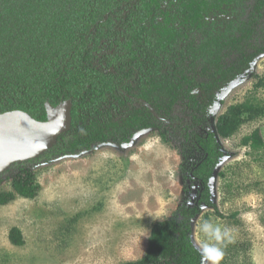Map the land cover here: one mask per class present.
<instances>
[{
  "label": "trees",
  "instance_id": "trees-1",
  "mask_svg": "<svg viewBox=\"0 0 264 264\" xmlns=\"http://www.w3.org/2000/svg\"><path fill=\"white\" fill-rule=\"evenodd\" d=\"M250 1L246 13L242 7ZM263 54L264 0H0V113L23 111L44 121L45 103H72L69 131L30 163L127 143L150 128L170 144L172 126L164 120L174 105L187 111L190 120L172 135L184 159L185 200L151 226L144 256L121 264H202L191 222L203 205L221 217L209 184L223 157L207 111L215 94ZM197 88L200 98L191 93ZM259 88L263 77L254 84ZM262 116L264 101L255 97L230 105L216 120L217 135L230 139ZM240 144L249 154L264 149L259 129ZM219 177L225 181L224 172ZM10 186L0 190V206L16 197L32 200L40 189L36 174L24 167ZM9 241L24 244L16 228Z\"/></svg>",
  "mask_w": 264,
  "mask_h": 264
},
{
  "label": "rangeland",
  "instance_id": "rangeland-1",
  "mask_svg": "<svg viewBox=\"0 0 264 264\" xmlns=\"http://www.w3.org/2000/svg\"><path fill=\"white\" fill-rule=\"evenodd\" d=\"M252 4L242 9L247 13ZM258 77L264 78V54L216 93L206 116L209 130L216 134V120L230 105L251 97L264 101V88L254 91ZM200 93L193 92L196 97ZM179 116L182 119L184 112L175 108V118ZM176 121L167 134L170 144L150 128L135 132L127 143L103 144L47 162L18 163L2 174L1 191L11 190L12 177L22 167L36 174L40 189L32 200L16 197L0 206V264L140 260L151 226L170 218L185 200L184 159L172 147L176 145L173 129L182 123ZM255 129L264 139V116L243 124L230 139L215 135L223 157L209 185L221 217L203 205L191 222L192 244L203 255L208 249L202 264H213L215 248L229 259L228 264H264V149L249 154L240 144ZM222 172L225 181L219 177ZM12 228L19 230L22 246L10 243ZM231 245L238 249L228 256L225 250Z\"/></svg>",
  "mask_w": 264,
  "mask_h": 264
},
{
  "label": "water",
  "instance_id": "water-1",
  "mask_svg": "<svg viewBox=\"0 0 264 264\" xmlns=\"http://www.w3.org/2000/svg\"><path fill=\"white\" fill-rule=\"evenodd\" d=\"M45 120L38 121L23 111L0 113V176L18 163L39 158L50 151L72 122V103L67 100L52 108L44 104Z\"/></svg>",
  "mask_w": 264,
  "mask_h": 264
},
{
  "label": "flooded vegetation",
  "instance_id": "flooded-vegetation-1",
  "mask_svg": "<svg viewBox=\"0 0 264 264\" xmlns=\"http://www.w3.org/2000/svg\"><path fill=\"white\" fill-rule=\"evenodd\" d=\"M195 90H200L199 88H197V89H194L191 93L193 94V92L195 91ZM201 91V90H200ZM218 93V92H217ZM202 91H201V93H200V96L199 97H196V98H200L201 96H202ZM194 95V94H193ZM215 101H216V94H215V100H214V102H213V105H214V103H215ZM212 105V106H213ZM211 106V107H212ZM210 107V108H211ZM175 108H178L180 111H182V108H180L179 106H177V105H174V107H173V111H172V114H171V117H170V119L169 120H164L165 121V124H167V125H173V123H175L174 121H176L177 123H178V121L179 122H182V123H180V124H185L186 122H188L189 120H190V117L187 115V111H185L184 112V117L182 118V119H179L180 118V116L178 117V119H176L175 118ZM208 112V111H207ZM184 120V121H183ZM176 127V126H175Z\"/></svg>",
  "mask_w": 264,
  "mask_h": 264
},
{
  "label": "clouds",
  "instance_id": "clouds-1",
  "mask_svg": "<svg viewBox=\"0 0 264 264\" xmlns=\"http://www.w3.org/2000/svg\"><path fill=\"white\" fill-rule=\"evenodd\" d=\"M216 129V128H215ZM214 133V132H213ZM215 135H217V132H216V134ZM218 136V135H217ZM219 137V136H218ZM206 228H207V226H206ZM207 251H208V249H207V247L205 248V256L207 257ZM213 251H214V253H215V255H214V257H212L211 259L213 260V264H216V262L219 260V259H221L222 257H223V252L219 249V248H215V249H213Z\"/></svg>",
  "mask_w": 264,
  "mask_h": 264
}]
</instances>
